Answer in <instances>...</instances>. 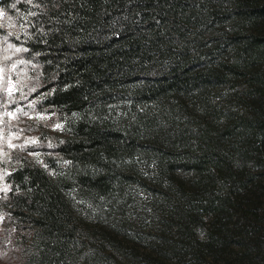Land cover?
Wrapping results in <instances>:
<instances>
[{
    "label": "trees",
    "instance_id": "trees-1",
    "mask_svg": "<svg viewBox=\"0 0 264 264\" xmlns=\"http://www.w3.org/2000/svg\"><path fill=\"white\" fill-rule=\"evenodd\" d=\"M0 11V67L22 88L8 106L50 116L26 122L37 141L1 161V258L235 264L261 247L264 0H0ZM138 157L160 186L145 227L130 213Z\"/></svg>",
    "mask_w": 264,
    "mask_h": 264
},
{
    "label": "rangeland",
    "instance_id": "rangeland-1",
    "mask_svg": "<svg viewBox=\"0 0 264 264\" xmlns=\"http://www.w3.org/2000/svg\"><path fill=\"white\" fill-rule=\"evenodd\" d=\"M0 13H3L0 11ZM5 19L4 13L0 15V23ZM20 69V68H18ZM21 70H17V74ZM4 70L0 67V164L2 159L6 157L9 149L19 148L24 151L30 144L36 142L35 137L24 134V124L33 122H45L48 119L49 114L35 113V112H25L24 118L21 117L22 112L20 108H9L8 101L12 99L15 95L20 93L21 89L12 77L5 78ZM5 85V89L3 86ZM4 89L3 92H1ZM1 94L6 95V99L2 97ZM54 129L58 131H64L66 129V123L54 124ZM27 153V151H26ZM27 155L34 161H41L40 151H31ZM136 170L134 182H131L128 186L130 197L132 200L130 206V213L132 214V220L135 221L136 218H141V224L145 227L150 220V215L153 213L152 202V189L158 188L160 186L156 183L157 169L154 163L147 161L143 157H138L136 161ZM10 172L9 164H6L2 169L0 168V194L4 191H8L10 188V183L6 179V175ZM75 203L82 208L83 214H87V209L92 208L91 204H86L80 201L78 198H74ZM3 217L0 215V232L3 228ZM14 232L10 236L14 237ZM11 238V237H10ZM239 255L233 257L232 260L235 264H264V238L261 243V247L253 250L249 258H245L239 249L237 250ZM10 260L8 258L0 257V264H8Z\"/></svg>",
    "mask_w": 264,
    "mask_h": 264
},
{
    "label": "snow or ice",
    "instance_id": "snow-or-ice-1",
    "mask_svg": "<svg viewBox=\"0 0 264 264\" xmlns=\"http://www.w3.org/2000/svg\"><path fill=\"white\" fill-rule=\"evenodd\" d=\"M3 13H0V15H2Z\"/></svg>",
    "mask_w": 264,
    "mask_h": 264
}]
</instances>
